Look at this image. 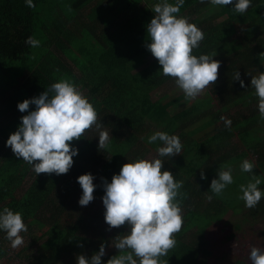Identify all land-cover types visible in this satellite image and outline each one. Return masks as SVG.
I'll return each mask as SVG.
<instances>
[{"label":"trees","instance_id":"1","mask_svg":"<svg viewBox=\"0 0 264 264\" xmlns=\"http://www.w3.org/2000/svg\"><path fill=\"white\" fill-rule=\"evenodd\" d=\"M159 2L33 0L36 7L29 8L25 0H0V211L8 207L21 212L29 229V240L13 256L8 255L10 241L0 230V263L10 258L17 264H76L78 255L90 258L101 243L108 248L128 228L108 231L106 223L103 229L94 225V207L104 195L101 178L110 183L125 163L146 159L153 151L154 158L164 162L162 171H171L177 181H183L180 191L187 193L182 203L184 224L175 235L177 245L162 258L168 264H208L213 255L208 232L222 224L228 213L238 219L226 231L236 232L242 224V233L255 229L264 242V226H257L264 224V198L252 209L238 199L240 185L247 184L253 173L264 178V119L250 84L252 76L264 72V57H260L264 0H251L243 15L232 11V5L184 0L177 15L205 33L193 54L217 52L214 59L221 62L215 85L190 101L173 78L162 74L145 46L150 43L147 25ZM168 2L175 4V0ZM30 36L40 41L39 47L25 43ZM30 55L33 59L28 63ZM236 71L244 88L233 79ZM62 78L74 82L93 104L110 142L99 150V133L93 127L72 142L79 154L67 174L36 175L6 141L28 114L18 110V103L38 97ZM221 117L231 120V126L226 127ZM157 131L180 138V155L158 156L156 149L162 142L148 143ZM244 160L254 164L253 173L241 171ZM221 165L231 168L234 182L208 200L211 181L218 178ZM201 172L206 179H201ZM88 173L95 177V199L82 207L77 178ZM259 188L264 191V183ZM112 248L102 264L118 255ZM228 264L251 262L238 258Z\"/></svg>","mask_w":264,"mask_h":264},{"label":"clouds","instance_id":"2","mask_svg":"<svg viewBox=\"0 0 264 264\" xmlns=\"http://www.w3.org/2000/svg\"><path fill=\"white\" fill-rule=\"evenodd\" d=\"M204 2V0H201ZM214 6L232 5V11L243 15L250 7L251 0H209ZM29 8H35L33 0H25ZM184 0H160L155 4V17L147 25V35L150 43L147 50L158 61L165 77L175 80L176 86L183 91L186 101L196 99L210 85H215L219 76L221 62L214 59L217 52L212 54H193L200 47L205 33L190 23L189 19L179 16ZM33 48L40 46V41L30 36L25 41ZM264 57V52L260 53ZM242 88L244 81L239 71L233 76ZM251 87L258 98V112L264 119V72L252 76ZM51 93V95H50ZM30 105L35 110L29 111ZM21 113V124L10 134L6 146L17 158L32 166L39 174H67L73 167V157L78 156L79 150L72 147L73 141H79L87 130L98 131V149H106L110 142L109 132L102 130L104 125L99 121L98 113L81 89L72 81L62 78L53 83L38 97L25 99L18 103ZM226 127L231 126V120L221 117ZM162 142L156 149L159 157H174L180 155L183 145L176 135L157 131L148 137V143ZM164 162L160 158H136L133 162L125 163L119 174L113 175L111 182L101 178L104 195V221L108 230L127 226L125 234L117 235L111 246L118 251L107 260V264H168L166 257L170 250L177 245L175 235L182 230L184 224L182 203L187 193L181 192L183 181H177L171 171H162ZM254 164L244 160L241 171L253 173ZM217 177L212 179L207 199L213 195H221L233 180L231 168L225 166L217 171ZM95 177L83 174L77 178L82 189L78 201L82 207L88 206L94 199ZM201 179H206L201 172ZM264 178L251 175L247 184L239 187L242 195L238 199L244 201L245 207L252 209L264 198V191L259 185ZM0 230L6 233L13 249L24 244L28 227L22 213L13 212L8 207L0 211ZM82 247V245H80ZM106 255V243H101L99 251L90 258L85 255L76 257V264H102ZM249 259L251 264H264V249L252 247Z\"/></svg>","mask_w":264,"mask_h":264},{"label":"rangeland","instance_id":"3","mask_svg":"<svg viewBox=\"0 0 264 264\" xmlns=\"http://www.w3.org/2000/svg\"><path fill=\"white\" fill-rule=\"evenodd\" d=\"M32 59H33V55H30L28 63H30ZM159 95H160L159 92L154 93L152 95V99L154 100L155 98L159 97ZM154 157H155V153L153 151L152 154L146 156V159H153ZM94 208L97 215V217L95 218L97 222H95L94 225L96 227H99L98 229H103L106 225L104 221L105 209L102 203V199L97 200V203ZM237 219L238 217H234L231 215V213H228L222 220L221 222L222 224L215 227L214 231L212 232L209 230L210 232L208 233L211 236V240H212L211 251L213 255L212 258L209 259L208 264H228L238 258H245L248 259V262H251L249 259L251 248L259 247L261 249H264V242L261 240L262 238L259 237L257 230L255 229L253 232L251 231L244 234L242 233L243 227H241L242 225L241 224L237 229H235L236 232H233L231 230H229L228 232L225 230L227 229L228 226H230L235 221H237ZM257 226L260 229L264 226V224L263 223L258 224ZM28 234H29V229L26 233H21V235L24 237V244L16 249H13L11 247L10 242L7 243L6 247L9 252L8 255L10 256L15 255V253H17L18 250L21 249L27 243V241L29 240L27 238ZM112 249L113 248L111 245L108 248H106V255L109 254L112 251ZM17 263L18 261L16 260H12L10 258H4L2 263L0 264H17Z\"/></svg>","mask_w":264,"mask_h":264}]
</instances>
